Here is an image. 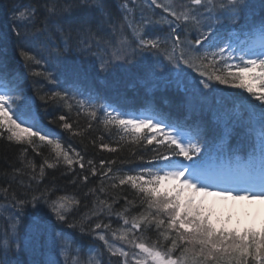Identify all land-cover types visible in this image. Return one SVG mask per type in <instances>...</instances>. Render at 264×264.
Wrapping results in <instances>:
<instances>
[{"label":"snow or ice","instance_id":"1","mask_svg":"<svg viewBox=\"0 0 264 264\" xmlns=\"http://www.w3.org/2000/svg\"><path fill=\"white\" fill-rule=\"evenodd\" d=\"M114 3L115 12L109 0H9L5 5L0 45L10 43L31 76L59 89L41 94L34 88L35 98L68 112L75 107L77 116L89 117V129L102 111L99 123L123 133L120 141L158 147L139 170L113 172L116 161L101 160V175L109 183L101 180L98 190L83 193L95 199L75 219L81 200L56 195L54 188L41 190L39 182L46 169L63 164L69 171L78 165L83 173L70 183L87 185L97 167L89 159L86 169L80 152H70L58 135L45 130L33 98L22 94L19 74L0 58V139L26 146L21 167L4 172L0 184L7 213L0 264H103L104 249L117 258L115 264H264V0ZM89 54L91 77L82 68ZM117 69L133 76L131 87L152 97L141 111L94 102L101 99L96 84H106ZM217 85L243 90L248 98L224 95ZM157 91L165 94L164 105H170L169 98L175 101L180 116L154 106ZM85 92L87 98L78 99ZM48 123L82 134L64 114ZM237 137L248 150L243 161L232 153ZM97 139L99 148L118 151L102 135ZM40 147H47L49 156L38 167L23 159L29 148L43 155ZM124 186L134 195L124 194L125 207L114 213L121 227L92 225L93 217L113 214L121 198L107 187ZM29 206L35 211L27 212ZM134 208L137 213L129 217ZM153 230L155 239L146 235ZM76 231L91 238L86 250L77 245ZM95 241L102 242L101 251Z\"/></svg>","mask_w":264,"mask_h":264},{"label":"trees","instance_id":"2","mask_svg":"<svg viewBox=\"0 0 264 264\" xmlns=\"http://www.w3.org/2000/svg\"><path fill=\"white\" fill-rule=\"evenodd\" d=\"M9 3V0H0V23L5 22V13L7 9L5 7L6 4ZM110 7L115 12V3L114 0H109ZM145 11H151L145 7ZM10 14V13H9ZM118 15V13H116ZM137 17H139L140 12L137 10L136 12ZM0 58L4 59L7 63L8 68L11 72L17 73L20 76V87L22 89V93L29 97H32L35 102L39 105V111L44 118V120L48 123L49 120L52 119L53 115H60L64 114L69 117V122L73 124V128L76 131H80L81 135H73L72 132L66 131L59 127V124H49L51 127L55 128L56 130H60L61 128V135L59 138L61 139L62 143L66 148L69 149L71 152L73 149L77 152H80L81 155L84 157L85 160V167L88 168L87 160L91 159L97 167V175L89 176V183L87 185H83L77 180V185H73L70 183V180L74 177V175H82L81 169L78 165L74 166V171H69L67 167L61 164L56 169H46L47 175L45 176L43 181L39 182V186L41 190L45 187L54 188L56 195H75L77 198L81 200V204L79 206V210L74 213V218L79 220L82 215L87 213L89 209L92 207V201L95 199L92 195L85 197L83 195L84 192H87L89 188H96L99 189L101 185V180H105L106 185L109 183L107 182L106 178L101 175L104 171L100 167L101 160H115V164L112 165L113 172L120 170L121 172H127L133 169L134 162L138 160V156H144L146 154L151 153V151L158 146L153 143L152 145H133L127 141H120L119 137L120 134L115 128H112L111 131H106L102 124L99 123V117L97 116V120L91 121L92 128H88V123L90 122L89 117L81 113L77 116V109L74 107L71 112H68L67 109H64L59 106L49 105L44 106L43 102L39 99L35 98L34 88L41 89V94L43 92H48L51 90H59L54 88L53 85L48 84L47 81H44L42 78H37L31 76L29 73L31 71L30 68L24 67L23 62L20 58L16 55L13 46L8 44L0 45ZM94 58L89 54V56L85 57L82 62V68L85 73L91 77L93 75L91 70V62ZM138 59H140L138 57ZM128 67V66H126ZM135 69H133V72ZM133 76L130 73H125L121 69H117L114 73L109 74L106 77L107 83L101 85L99 83L96 84V89L99 91V94H106L109 90H115L117 88H123L125 90L134 88V92L143 93L144 89L137 87H131L129 84L133 83ZM34 81L36 83H34ZM129 81V84H128ZM226 89L231 90L232 92H238L239 94H245L243 90L230 88L225 85H221ZM129 96L133 97L132 93L122 94V97ZM155 98L159 100H164L165 94L157 91L154 95ZM170 99V105H175V101ZM74 103V101H73ZM98 115H100L98 111ZM104 137V142L108 143L111 147H117L118 151L115 153H110L107 150H103L99 148L100 141L97 139L100 136ZM96 140V145L94 146L92 141ZM22 145H17L14 142L7 141L6 137L0 139V184L4 182V172H12L13 168H19L22 164V156H21V149ZM39 151L43 153V155H37L36 152H33L31 148L28 149L26 157L23 159L34 161L37 167L43 163V160L46 156H49V150L47 147H40ZM133 152L136 155H133ZM109 175H112L111 173ZM27 180V177H25ZM15 187V185H13ZM33 187H35V183H33ZM107 191L113 195L119 194L121 196L119 203L114 205L113 214L108 215L104 214L99 217L97 220L96 217L92 218L91 224L94 225L96 222H102L103 224H110L111 229H119L122 225V220H120L114 213L116 211H120L125 207V202L122 198L124 194L128 195L129 199L133 198V192L130 188L124 186L122 189H111L107 187ZM100 195V199H105L106 196L103 193H98ZM109 202H111V198L107 197ZM5 201L0 199V234H2L4 228L6 227L5 220L2 217H6L7 213L3 212ZM85 204L88 207H85ZM27 212L31 213L35 211V209L29 206L26 209ZM45 211L47 209L45 208ZM138 209H132V211L128 214L129 217L131 215H135ZM52 221L55 222V217L52 216ZM65 231H70L65 228ZM103 231V229L99 230ZM109 237L111 238V230L108 232ZM147 236L151 237V239H155L154 230L150 231L146 234ZM75 239L77 241V245L82 247L83 249H87L89 244L92 243L91 238L85 237L81 238V234L79 231L74 233ZM115 244H121L120 241H114ZM102 242L95 241L96 250L101 251L100 245ZM127 247V246H126ZM128 248V247H127ZM104 254L102 256L103 264H109V260H111V264H115L116 257H111L107 254L106 249L103 250Z\"/></svg>","mask_w":264,"mask_h":264}]
</instances>
